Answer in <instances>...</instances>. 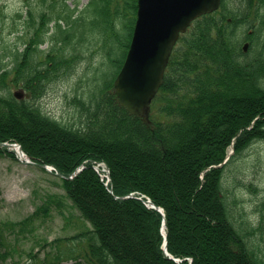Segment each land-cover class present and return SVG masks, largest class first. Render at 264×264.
<instances>
[{"label":"trees","instance_id":"trees-1","mask_svg":"<svg viewBox=\"0 0 264 264\" xmlns=\"http://www.w3.org/2000/svg\"><path fill=\"white\" fill-rule=\"evenodd\" d=\"M64 1L40 0L47 8L36 7L21 22L23 48L0 47V143L21 144L32 161L65 177L85 161L105 162L114 195L139 192L164 209L168 252L182 261L163 250L162 215L138 200L115 199L90 164L72 180L52 174L65 195L49 196L34 216L49 215L55 204L65 218L67 200L85 223L78 234L52 245L79 244L78 254L66 252L77 264H264V200L261 215L248 217L226 186L228 169L264 141V0H223L218 12L193 22L173 52L147 122L121 107L112 91L129 49L137 0H91L92 19ZM15 17L21 19L23 10ZM10 26L18 29L14 18ZM96 33L104 61L85 93L77 87L72 120L62 123L38 101L48 85L75 71ZM18 88L31 99L14 98ZM232 145L235 154L219 167ZM0 156L16 160L6 148L0 147ZM159 165L173 167L180 202ZM183 205L189 216L184 207L180 211ZM30 221L0 219V262L14 256L10 236L26 232ZM28 257L29 263L14 257L13 264L51 261L32 251Z\"/></svg>","mask_w":264,"mask_h":264},{"label":"rangeland","instance_id":"rangeland-1","mask_svg":"<svg viewBox=\"0 0 264 264\" xmlns=\"http://www.w3.org/2000/svg\"><path fill=\"white\" fill-rule=\"evenodd\" d=\"M66 1L70 8L79 6L77 7L79 11L84 13L87 10L86 16L92 17L93 7L87 6L91 0ZM57 2L60 3V0ZM47 6L44 7L40 0H0V30H2L0 32V47L9 44L11 48L19 47L22 49L23 39H20V36L24 35L23 26L25 24L23 25L21 22H25L26 16H29V11L36 14V7L41 10ZM21 10H23V17L15 19L16 14ZM13 18L18 25L17 30L10 26ZM88 26L86 25V27ZM129 26H131V20L128 21ZM101 42L97 33L92 34L90 41L84 45L83 59L77 64L75 71L64 78L62 77L63 79L57 83L47 86L45 95L38 103L50 117L62 123L72 120L76 108L71 101L77 87L80 86L79 90L85 93V89L90 83L89 80L93 79L94 72L100 68L104 61L101 56ZM47 47L48 45H44L41 49L45 50ZM124 162L126 165L129 164L126 160ZM157 169L160 170L163 181L170 185V193H173L178 202L179 198L175 193L178 176L174 173L173 167L159 165ZM128 176L132 179V176ZM59 182L55 176L44 173L37 166L0 156V219L8 222H21L27 218L31 219L29 229L26 232L19 234L16 231V234L19 235L15 239L13 234L10 236V245L14 249L12 258L15 257L16 260L19 259L22 263H27L30 260L28 254L32 251L40 260H44L45 257L51 260L48 261V264H55L53 257L60 255L64 256L61 264H76L72 259L66 258L68 254L66 252L70 250L74 254H78L81 248L79 244L70 242L68 244L62 243L57 248L54 246L57 239L72 237L83 230L85 225L78 218L77 213L69 207L70 202L64 200L65 218L56 209L55 204H53L49 215L44 216L42 214L41 218L34 216L37 209L47 202L49 196L65 195L59 186ZM226 183L229 191L238 200L248 217L251 215L255 218L260 213L258 206L264 200V141L255 143L237 164L234 163L228 169ZM180 207V211L183 212L184 207L187 211L185 216H189L187 207L184 205ZM196 235L200 238L201 232L196 230ZM12 258H9L5 264H13ZM0 264L3 263L0 262Z\"/></svg>","mask_w":264,"mask_h":264},{"label":"water","instance_id":"water-1","mask_svg":"<svg viewBox=\"0 0 264 264\" xmlns=\"http://www.w3.org/2000/svg\"><path fill=\"white\" fill-rule=\"evenodd\" d=\"M221 1L138 0L129 51L113 86L118 104L143 118L164 83L180 35L194 20L218 10ZM15 96L29 98L30 94L17 92Z\"/></svg>","mask_w":264,"mask_h":264},{"label":"bare ground","instance_id":"bare-ground-1","mask_svg":"<svg viewBox=\"0 0 264 264\" xmlns=\"http://www.w3.org/2000/svg\"><path fill=\"white\" fill-rule=\"evenodd\" d=\"M15 149V148H14ZM17 150V149H16Z\"/></svg>","mask_w":264,"mask_h":264}]
</instances>
